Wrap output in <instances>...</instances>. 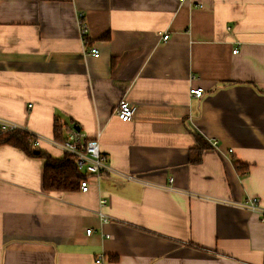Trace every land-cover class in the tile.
<instances>
[{"label":"crops","instance_id":"crops-1","mask_svg":"<svg viewBox=\"0 0 264 264\" xmlns=\"http://www.w3.org/2000/svg\"><path fill=\"white\" fill-rule=\"evenodd\" d=\"M0 117L56 157L62 118L111 167L44 191L43 159L0 145V264H264L235 204L264 207V0H0Z\"/></svg>","mask_w":264,"mask_h":264},{"label":"built area","instance_id":"built-area-1","mask_svg":"<svg viewBox=\"0 0 264 264\" xmlns=\"http://www.w3.org/2000/svg\"><path fill=\"white\" fill-rule=\"evenodd\" d=\"M183 1V0H179ZM85 32V25L80 23V33L83 35ZM167 34H164L162 38L166 40ZM237 49H233L232 53H236ZM89 54L92 57H98L99 52L96 47H89ZM204 90L201 87L190 88L189 95L192 97H201ZM137 111V106L128 103L124 99H120L115 107V115L120 121L127 122L133 119ZM56 125L60 129L61 138L52 139V144L62 151L63 154L72 155L76 160V165L78 169L85 175V177L80 181L79 190L82 192H87L89 190V180L88 175L98 176L102 172L111 171L107 157L101 152L99 148V143L97 138H90L88 140H82V134L74 129L73 127H68L62 118H57L55 120ZM10 130H20L28 133L34 138L35 144L38 145V136L36 133L30 131L26 127L20 125L19 123L0 117V132L10 131ZM208 142L212 147L216 146V140L208 138ZM131 178L129 175L126 178ZM171 182V178L168 179ZM236 205L248 209L250 211L256 212L260 217L261 221H264V207L259 204V199L255 196H250L244 201L236 202ZM106 205L105 198H100L98 201V209L95 211L101 223L108 221V215L103 212L102 208ZM86 234L91 233V229H86ZM95 262L102 263L103 258L98 255L95 258Z\"/></svg>","mask_w":264,"mask_h":264},{"label":"trees","instance_id":"trees-1","mask_svg":"<svg viewBox=\"0 0 264 264\" xmlns=\"http://www.w3.org/2000/svg\"><path fill=\"white\" fill-rule=\"evenodd\" d=\"M106 37V35H104ZM53 138H61V132L55 123ZM0 145H10L18 148L29 157L43 159L42 188L44 191H75L79 189L80 181L85 175L78 169L72 155L63 154L56 157L35 144V140L28 133L20 130L0 132ZM238 171L245 170V166L237 165Z\"/></svg>","mask_w":264,"mask_h":264}]
</instances>
